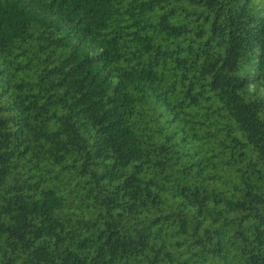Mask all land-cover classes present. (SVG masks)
<instances>
[{
	"label": "trees",
	"instance_id": "trees-1",
	"mask_svg": "<svg viewBox=\"0 0 264 264\" xmlns=\"http://www.w3.org/2000/svg\"><path fill=\"white\" fill-rule=\"evenodd\" d=\"M0 264H264V0H0Z\"/></svg>",
	"mask_w": 264,
	"mask_h": 264
}]
</instances>
